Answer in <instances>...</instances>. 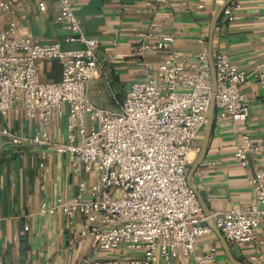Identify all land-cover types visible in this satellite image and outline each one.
Listing matches in <instances>:
<instances>
[{"label": "built area", "instance_id": "built-area-1", "mask_svg": "<svg viewBox=\"0 0 264 264\" xmlns=\"http://www.w3.org/2000/svg\"><path fill=\"white\" fill-rule=\"evenodd\" d=\"M18 1H1V11L9 18ZM46 1H37L39 11H45ZM54 1L55 22L71 33L66 42L78 43L81 48L64 49L59 43L39 44L17 36L11 20L0 30V116L13 112L47 126L52 115H61L65 106V138L54 145L55 151L70 160L78 159L93 179L90 186L81 182L71 201L57 199L54 209H59L69 224L80 214L81 237H88L100 251L124 248L142 252V258L130 264L172 261L179 254L192 257L196 264L213 262L214 249L195 253L197 240L212 233L207 223H213L229 242L253 241L264 225V171H257L253 179V203L246 210L208 216L186 179L191 144L207 123L211 102L207 53L200 50L189 62L166 54L154 76L131 84L117 111L98 108L89 102L87 86L97 73L99 42L84 35L71 0ZM223 15L232 20L230 8H225ZM171 45L172 38L166 36L155 44H142L135 53H167ZM47 60L60 64L59 81H40L38 63ZM213 67L220 118L246 122L249 109L240 86L247 75L223 53L213 57ZM240 139L234 158L241 167L247 166L249 156H264L261 138L243 133ZM3 142L51 145L44 131L25 137L7 128L0 129V146ZM41 158L45 160V155ZM249 260L264 264V252Z\"/></svg>", "mask_w": 264, "mask_h": 264}, {"label": "crops", "instance_id": "crops-1", "mask_svg": "<svg viewBox=\"0 0 264 264\" xmlns=\"http://www.w3.org/2000/svg\"><path fill=\"white\" fill-rule=\"evenodd\" d=\"M37 1L19 0L9 18L0 9V30L11 20L17 36L39 44L59 43L64 49L81 48L78 43L66 42L71 33L55 22L56 2L47 0L41 12ZM228 1L71 0L84 35L99 42L97 73L87 86L89 102L117 111L131 84L154 76L166 54L189 62L198 51L207 53L210 23ZM225 8L231 9L232 20L222 12L213 32L212 54H226L247 75L240 92L249 111L246 122L241 123L220 118L215 107L206 145L205 126L191 144L186 179L205 216L246 210L253 203V179L257 171H264V156H249L246 167L234 158L243 133L264 141V0H233ZM166 36L172 38L167 53H135L142 44H155ZM38 70L41 82L60 80L61 66L55 60L39 62ZM61 113H54L47 126L13 112L0 116V129L25 137L44 131L51 142L48 147L5 142L0 146V264H130L141 259L140 251L98 250L88 237H81L80 214L69 224L62 212L54 209L57 199L69 202L75 198L81 182L87 186L93 183L78 159L70 160L55 151L54 145L64 141L68 121L65 106ZM203 147V158L195 167ZM43 206L46 211L41 212ZM211 249L215 258L207 264H232L231 259L237 264H253L249 258L264 252V225L247 244L227 240L224 244L212 230L197 240L195 253ZM154 264L196 263L179 254L176 260L160 259Z\"/></svg>", "mask_w": 264, "mask_h": 264}, {"label": "water", "instance_id": "water-1", "mask_svg": "<svg viewBox=\"0 0 264 264\" xmlns=\"http://www.w3.org/2000/svg\"><path fill=\"white\" fill-rule=\"evenodd\" d=\"M233 0H229L213 17L210 26H209V43H208V49H207V56H208V61H209V67H210V73H211V83H212V96H211V102L210 106L207 112V123L204 128V145H206V142L208 140L211 126H212V119H213V112L216 107L215 105V95L217 93V83H216V78H215V71L213 67V54H212V43H213V32L215 30L216 24L218 19L220 18L224 8L231 3ZM204 154V147L202 148V151L199 155V158L195 164V167L201 162ZM210 228L218 235V237L221 239L222 243L225 244L224 238L221 236L220 232L218 229L215 227L213 223H210ZM232 264H237L231 259Z\"/></svg>", "mask_w": 264, "mask_h": 264}]
</instances>
